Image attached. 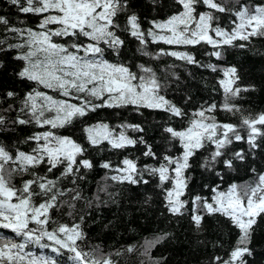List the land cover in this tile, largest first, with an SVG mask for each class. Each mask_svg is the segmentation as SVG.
Returning a JSON list of instances; mask_svg holds the SVG:
<instances>
[{"label":"snow or ice","instance_id":"1","mask_svg":"<svg viewBox=\"0 0 264 264\" xmlns=\"http://www.w3.org/2000/svg\"><path fill=\"white\" fill-rule=\"evenodd\" d=\"M21 13L38 18L36 27H9V20L0 16V25L6 33L0 35V52L17 50L14 57L24 61V67L17 75L34 82L38 87L25 94L20 113L28 119L17 117L14 124H34L41 129L27 137L23 143L34 142L35 147L25 152L16 148L10 150L0 143V264H117L111 253H104L99 246L85 251L81 244L85 234L79 223L63 224L52 216V210L68 204L60 200L65 192L58 185L61 179L77 176L80 168L92 169L93 162L85 158L88 147L70 135L59 130L71 128L76 122L87 120L90 113L100 109H141L162 111L171 117L185 118L189 113L177 107L162 94L166 83L151 67L112 62L105 57L108 50L119 55L125 41L118 31L128 32L145 46L144 56L160 59L161 56L175 57L190 64H199L195 56L186 51L160 49L153 53L146 50L149 42L169 46L210 45L213 49L226 46H246L254 37H264V3L252 5L242 0H176L180 6L176 13L166 20L151 21L152 27L142 29L139 17L131 13L121 29L117 22L121 13L128 11V0H11ZM201 7L205 11H199ZM221 14L234 17L230 28L221 27ZM148 38H151L150 41ZM11 40L18 42L11 43ZM220 58L222 52L209 53ZM3 65L0 64V67ZM213 72V64L201 65ZM220 80L224 100L221 105L213 102L191 114L188 126L177 130L169 126L164 129L170 137L182 145L180 156L156 157L143 137L132 138L127 130L143 132L140 125L122 124L119 129L99 121L84 126L89 147L103 152L104 145L114 150H125L130 146L145 144L144 156L155 158L158 167L138 166L137 159L123 158L120 164L111 161L102 163L104 169H111L116 175L111 180L129 184L147 183L145 173L158 176L163 183H170L166 189L167 208L174 215H184L191 203L192 220L200 226L203 215L220 214L238 230L235 246L227 258L216 256L212 264H247L245 257L251 255L249 247L254 226L264 218V173L257 174L253 183L231 184L227 190L217 185L211 198L188 193L185 172L190 168L189 160L201 150L214 145L205 167L215 163L233 168L234 160H244V150L233 153L225 159L228 146L244 141L255 149L257 138L264 140V113L256 116L244 115L232 101L246 88L234 87L239 77L235 67L222 70ZM54 94L38 90L39 87ZM14 96L12 92L7 93ZM219 108L229 114L240 113L239 124L218 121L215 113ZM11 110V106L9 108ZM6 117L0 115V130H4ZM242 133H246L243 135ZM43 167L45 173L38 171ZM62 168L60 175L49 178L48 174ZM255 172V169H253ZM31 176L17 187L14 178ZM75 191V190H73ZM183 197V198H182ZM80 199L79 192L73 197ZM69 207L74 205L69 204ZM71 215V213H69ZM83 218L81 217V222ZM164 233L152 239H145L140 247L146 258L143 264H161L151 256V251L167 238ZM135 246L126 249L135 251ZM117 253L116 255H119Z\"/></svg>","mask_w":264,"mask_h":264},{"label":"trees","instance_id":"2","mask_svg":"<svg viewBox=\"0 0 264 264\" xmlns=\"http://www.w3.org/2000/svg\"><path fill=\"white\" fill-rule=\"evenodd\" d=\"M244 2V0H242ZM252 5L262 4L264 0H246ZM23 3V0H21ZM180 6L176 0H128V11L121 13L118 23L121 29L126 24V17L136 13L139 17L141 27L147 30L152 27L151 21H163L177 12ZM201 7L199 11H205ZM0 16L9 20V27H36L38 18L32 14L21 13L18 6L13 5L11 0H0ZM234 17L221 14V27L230 28V19ZM118 35L125 41L121 46L119 55L108 50L105 57L112 62H123L132 65L133 71L138 69L136 65L143 64L153 68L160 77L161 83H166L167 88L162 93L177 107L189 113L188 117H171L170 114L141 109L134 111L131 107L127 109H100L96 113H90L87 120L76 122L71 128L59 130L62 135H70L74 139L88 147L85 158L93 162L92 169L80 168L77 176H68L60 180L58 187L65 192L60 197L62 201H68L62 207L52 210L54 219L63 224L79 223L85 234L81 247L88 251L91 246H99L104 253H111L117 264H143L145 257L141 254L140 247L145 239H152L164 233H168L166 239L154 247L151 256L160 260L161 264H212L213 258L222 256L227 258L229 251L235 246L238 230L230 221L220 214L203 215L199 227L193 222L191 216V203L188 212L184 215H174L167 208L166 189L171 188L170 183H163L158 176L145 173L143 179L147 183L129 184L120 183L110 179L117 173L111 169H104L100 165L111 161L113 165L121 163L127 156L137 159L138 166L145 165L158 167L155 158L144 156L147 150L145 144L130 146L125 150H114L104 145L107 149L103 152L89 147L84 139L81 129L88 124L99 121L108 123L119 129L122 124L140 125L143 132L127 130L132 138L143 137L156 157L163 161L164 156H180L182 145L170 137L164 131L171 126L177 130H183L188 126L191 114L202 107L213 102L221 105L224 100L223 88L220 80L224 79L223 69L235 67L236 75L239 77L234 87L246 88L232 101L243 111L244 115L256 116L264 113V37H254L245 43L243 48L226 46L223 49H213L210 45L197 46H169L161 43L149 42L146 50L157 52L160 49L186 51L195 56L199 64H190L171 56H161L153 59L143 55L144 45L128 32L118 31ZM0 35H11L5 32L0 25ZM149 41L151 38H148ZM11 43L18 41L11 40ZM220 50V58L209 55V53ZM17 50H5L0 52V115L6 117L4 130H0V143L10 150L19 148L28 152L35 147L34 142L23 143L33 133L43 131L34 124H14L12 121L17 117L28 119L24 113H20L25 94L37 89V85L29 80L20 78L17 73L24 67L25 62L15 59ZM213 64L217 71L201 65ZM38 90L54 94L51 90ZM15 95L9 97L7 93ZM11 106V110H9ZM218 121L239 124L240 113L229 114L219 108L215 113ZM246 135V133H242ZM260 146L250 149L244 141H236L228 146L225 159L231 158L233 153L243 149L245 159L234 160L233 168L215 163L205 167L206 158L210 159V153L214 151V145L199 150L189 160L190 168L186 170L185 177L188 180V193L211 198L214 193L212 189L217 185L221 190H227L235 183L244 185L253 183L257 174L264 173V140L257 138ZM255 169V172H253ZM41 174L45 169H38ZM62 168L48 174L49 178L60 175ZM32 177L25 174L14 178L17 187L23 180ZM75 190V191H73ZM79 192L80 199L73 197ZM183 198V197H182ZM69 204L74 207H69ZM71 213V215H69ZM81 217L83 221L81 222ZM5 235H14L8 230H0ZM135 246L136 250L126 251ZM251 255L245 257L247 264H264V218H259L254 226L252 240L249 245ZM120 253L119 255H116Z\"/></svg>","mask_w":264,"mask_h":264}]
</instances>
